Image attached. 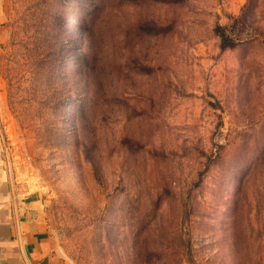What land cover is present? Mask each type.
<instances>
[{"label":"rangeland","instance_id":"rangeland-1","mask_svg":"<svg viewBox=\"0 0 264 264\" xmlns=\"http://www.w3.org/2000/svg\"><path fill=\"white\" fill-rule=\"evenodd\" d=\"M0 17L3 156L66 264H264V0Z\"/></svg>","mask_w":264,"mask_h":264},{"label":"crops","instance_id":"crops-1","mask_svg":"<svg viewBox=\"0 0 264 264\" xmlns=\"http://www.w3.org/2000/svg\"><path fill=\"white\" fill-rule=\"evenodd\" d=\"M3 149L0 139V264H66L44 224L40 195L16 178Z\"/></svg>","mask_w":264,"mask_h":264},{"label":"trees","instance_id":"trees-1","mask_svg":"<svg viewBox=\"0 0 264 264\" xmlns=\"http://www.w3.org/2000/svg\"><path fill=\"white\" fill-rule=\"evenodd\" d=\"M234 20H236V18ZM216 32L220 38V48L222 50L234 48L240 43L239 39L236 38L237 35H234V33L232 35L227 34L225 28L217 26Z\"/></svg>","mask_w":264,"mask_h":264}]
</instances>
